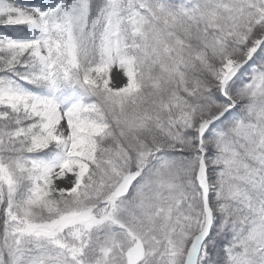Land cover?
I'll use <instances>...</instances> for the list:
<instances>
[{
	"label": "snow or ice",
	"instance_id": "6c2138e0",
	"mask_svg": "<svg viewBox=\"0 0 264 264\" xmlns=\"http://www.w3.org/2000/svg\"><path fill=\"white\" fill-rule=\"evenodd\" d=\"M0 264H264V0H0Z\"/></svg>",
	"mask_w": 264,
	"mask_h": 264
}]
</instances>
